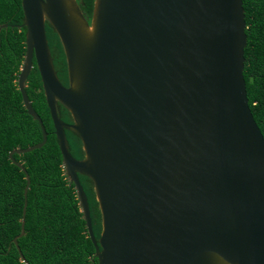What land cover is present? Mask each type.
I'll use <instances>...</instances> for the list:
<instances>
[{
	"label": "water",
	"instance_id": "1",
	"mask_svg": "<svg viewBox=\"0 0 264 264\" xmlns=\"http://www.w3.org/2000/svg\"><path fill=\"white\" fill-rule=\"evenodd\" d=\"M21 0L25 52L17 87L47 140L25 86L35 61L61 153L98 264H264V137L243 77L242 0ZM57 34L68 86L52 62ZM72 123L60 119L57 103ZM65 130L76 135L74 157ZM21 231L24 234L29 175ZM79 175L93 187V233Z\"/></svg>",
	"mask_w": 264,
	"mask_h": 264
},
{
	"label": "trees",
	"instance_id": "2",
	"mask_svg": "<svg viewBox=\"0 0 264 264\" xmlns=\"http://www.w3.org/2000/svg\"><path fill=\"white\" fill-rule=\"evenodd\" d=\"M89 18L93 0H80ZM247 36L244 48L243 77L248 105L264 137V0H242ZM21 0H0V264H98L94 245L87 233L73 184L64 175L61 153L45 102L40 77L34 67L26 80L25 91L47 132L46 143L25 153H8L42 140L39 122L29 115L17 87V75L25 52V27L22 26ZM53 54L63 61L57 34L46 26ZM65 72V64L62 66ZM72 154L81 155L79 138L66 131ZM24 234L21 231L26 185ZM86 193L93 233L101 231V216L90 180L79 175Z\"/></svg>",
	"mask_w": 264,
	"mask_h": 264
},
{
	"label": "flooded vegetation",
	"instance_id": "3",
	"mask_svg": "<svg viewBox=\"0 0 264 264\" xmlns=\"http://www.w3.org/2000/svg\"><path fill=\"white\" fill-rule=\"evenodd\" d=\"M47 25H48L47 22H45V30H46V26ZM46 38H47V33H46ZM47 41H48V46H49V49H50V54H51V57H52V62H53V66H54L56 75H57L59 81L61 82V84L64 85L65 87H67L68 86V78H67V67H66V63H65V57H64V63H63V61H58V59H56V56L53 54L52 46H51L48 38H47ZM63 64H65V72L66 73L63 72V68H62ZM34 67L36 68L35 61L33 59V66L31 68V71H32V69ZM31 71H30V73H31ZM56 109H57V113H58V115H59L61 120H63L66 123H72V119L70 117V114L68 113V111L59 102L57 103ZM66 131L67 130H65V133H66ZM66 137H67V140H68L67 133H66ZM68 143H69V140H68ZM80 147H81V143H80ZM69 148H70V144H69ZM70 152H71V148H70ZM71 154H72V152H71ZM72 155L74 157L78 158V159L83 157V153L81 155L77 154V156L74 155V154H72Z\"/></svg>",
	"mask_w": 264,
	"mask_h": 264
}]
</instances>
